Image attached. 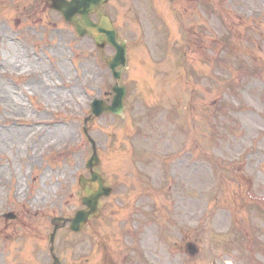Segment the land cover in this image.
<instances>
[{
    "label": "rangeland",
    "instance_id": "1",
    "mask_svg": "<svg viewBox=\"0 0 264 264\" xmlns=\"http://www.w3.org/2000/svg\"><path fill=\"white\" fill-rule=\"evenodd\" d=\"M105 14L128 42L126 109L93 121L92 145L84 120L114 98L115 50L48 0H0V264L53 263L51 220L81 208L93 146L116 194L106 220L58 232L61 264L137 254L116 232L133 201L152 223L140 263L264 264V0H109L92 20Z\"/></svg>",
    "mask_w": 264,
    "mask_h": 264
},
{
    "label": "water",
    "instance_id": "2",
    "mask_svg": "<svg viewBox=\"0 0 264 264\" xmlns=\"http://www.w3.org/2000/svg\"><path fill=\"white\" fill-rule=\"evenodd\" d=\"M102 1L103 0H73L71 2H66L65 0H51L52 7L60 11L67 22L76 24L75 17L77 15L82 16L83 23L86 25L87 30H83L81 27H79L76 24L77 32L80 36L86 34L91 37H96L98 35L106 36L107 43L113 45L117 49V55L114 59L110 61V66L114 71V76L116 80H119L120 73L116 72V68L119 66L123 68L126 64V54H127L126 42L124 41L119 42L117 40V33L112 28L108 18H103L99 25H94L90 20V14L95 12L96 7ZM115 92L117 95L114 99L112 107H107L103 102L97 100L93 102L92 105L93 114L95 116H99L103 112H107V111L114 112L115 114H121L124 108L123 99L125 97V88L119 87L117 83L115 87ZM98 163L99 160L96 153V148L94 146V156L93 159L88 164V168L91 169L92 171V180L90 182L92 188V194L89 197L84 198L82 200V203L84 205H87L90 211L88 213L79 212L77 213L76 217L73 220H71V225H72L71 229L74 232H79L82 229V226H84L87 223L90 214L97 213V205L100 198L110 195V190L105 188L101 176H99L93 171L94 166ZM80 184L81 186L84 187L85 179L83 177L80 179ZM53 223H55V221H53ZM59 228H60L59 225L55 224V231L51 235V240H50L51 251H53L54 239L56 236V232Z\"/></svg>",
    "mask_w": 264,
    "mask_h": 264
},
{
    "label": "flooded vegetation",
    "instance_id": "3",
    "mask_svg": "<svg viewBox=\"0 0 264 264\" xmlns=\"http://www.w3.org/2000/svg\"><path fill=\"white\" fill-rule=\"evenodd\" d=\"M121 208H123V209H125L126 208V210H127V206L126 207H121ZM131 209H133V211H135V213L137 212V209H136V207H134V208H131ZM107 211V207H106V209H104V207L102 206L101 207V214H100V216H99V218L97 219V221H100V220H102L103 218L106 220L107 219V216H106V218H105V215H104V213ZM125 213H127V211L125 212ZM112 215V214H111ZM95 218L94 217H92L91 218V221H90V223L94 220ZM123 223V224H122ZM133 223H135V229H133L132 228V225H134ZM120 224H122L119 228V230L118 231H116L118 234H119V236L121 237L120 238V240H123V241H125L127 238H130V236H132V235H137V231L141 228V227H143L144 225H146L147 224V222L145 221V222H143V221H141V222H132L131 220H130V218L126 215V217L124 218V220L120 223ZM103 249V248H102ZM262 251H263V249H261V250H259L258 251V248L256 249V252H257V254H261L262 253ZM84 260H86V262L89 264V262H91L90 260H92L91 259V257L89 256V255H87V256H85L84 257Z\"/></svg>",
    "mask_w": 264,
    "mask_h": 264
}]
</instances>
